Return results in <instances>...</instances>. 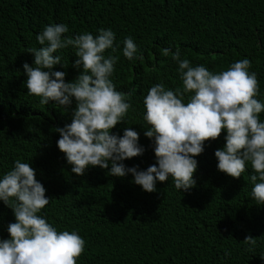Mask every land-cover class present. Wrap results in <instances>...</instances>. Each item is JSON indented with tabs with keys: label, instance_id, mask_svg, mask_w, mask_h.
<instances>
[{
	"label": "trees",
	"instance_id": "16d2710c",
	"mask_svg": "<svg viewBox=\"0 0 264 264\" xmlns=\"http://www.w3.org/2000/svg\"><path fill=\"white\" fill-rule=\"evenodd\" d=\"M54 24L67 25L65 36L73 38L95 37L100 29L115 34L116 51L105 56L118 57L110 79L117 91L131 93V108L110 134L122 136L125 128L139 134L143 154L121 163L146 171L156 158L154 141L144 135L143 100L157 84L182 89L171 56L177 48L191 66L213 73L248 59L264 103V0H0V178L17 159L30 163L50 200L38 215L85 241L77 264H264V205L252 197L251 166L239 179L217 169L214 153L225 146L224 132L194 157L195 186L188 191L176 189L169 177L147 193L131 174L109 175L110 166H90L81 176L72 172L54 129L71 123L75 102L67 111L53 101L41 105L27 94L22 67L33 65L29 50L42 47L37 35ZM129 37L143 59L123 56ZM55 54L62 65L52 70L65 72L66 83L74 81L82 71L73 67L75 49ZM11 223L14 214L0 201V240L9 238ZM248 236L256 238L254 246L243 242Z\"/></svg>",
	"mask_w": 264,
	"mask_h": 264
},
{
	"label": "clouds",
	"instance_id": "9594fccd",
	"mask_svg": "<svg viewBox=\"0 0 264 264\" xmlns=\"http://www.w3.org/2000/svg\"><path fill=\"white\" fill-rule=\"evenodd\" d=\"M67 32L64 24L46 26L36 37L42 47L29 50L33 65L22 67L27 94L39 97L41 105L53 101L67 111L75 102L71 123L54 129L60 136L57 147L74 174L81 176L90 166H110L109 175L131 174L133 183L147 193L155 192L157 182L169 177L176 189L188 191L195 186L198 162L194 157L202 154L206 141H215L224 132L225 146L214 153L218 171L239 179L250 165L252 197L257 205H264V122L260 120L264 103L257 99L259 82L256 73L249 71L248 59L213 73L181 59L179 48L174 53L162 50L178 63L182 89L169 90L161 83L147 92L143 105L149 127L144 135L154 141L156 164L138 171L121 162L143 154L139 134L131 128H125L122 136L110 134L131 108V93L117 91L110 79L118 57L105 56L109 49L116 51L115 34L100 29L95 37L84 33L73 38L65 36ZM123 44L125 58L143 59L132 38ZM69 47L75 49L73 67L82 71L66 83V73L52 69L62 65L55 53ZM186 94L191 95L185 103ZM45 193L36 170L19 159L0 178V201L15 217V223L8 225L9 238L0 240V264H77L84 253L85 241L77 232L58 231L38 215L50 202ZM243 242L254 246L256 238L248 236Z\"/></svg>",
	"mask_w": 264,
	"mask_h": 264
}]
</instances>
